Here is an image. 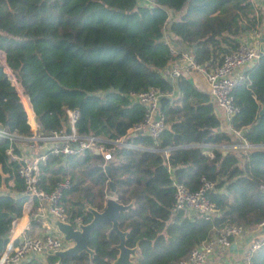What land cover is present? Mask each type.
Masks as SVG:
<instances>
[{
  "label": "trees",
  "instance_id": "1",
  "mask_svg": "<svg viewBox=\"0 0 264 264\" xmlns=\"http://www.w3.org/2000/svg\"><path fill=\"white\" fill-rule=\"evenodd\" d=\"M264 3V2H263ZM263 7L253 0H0V126L20 136L30 125L20 94L30 104L39 130H69L66 110H75L76 133L124 136L138 148H119L107 160L117 202L132 206L118 217L125 246H137L133 264H176L215 229L239 225L245 231L264 221V55L243 70L230 92L237 111L228 121L240 141L220 129L207 93L187 75L167 81L164 70L178 55L177 40L205 71L234 51L247 32H258ZM153 90L164 128L156 139L131 133L144 115L133 93ZM245 142L251 148L220 146ZM202 145H211L203 147ZM15 141L0 138V256L25 200ZM92 151L49 156L39 167L44 190L68 178L60 203L66 219L87 223L104 207L109 177ZM206 179L213 205L209 217L174 208L173 182L196 190ZM31 223H34L33 221ZM100 224L85 252L62 264H110L118 242ZM244 264H264V237ZM55 258L47 256L49 264ZM23 264H41L30 259Z\"/></svg>",
  "mask_w": 264,
  "mask_h": 264
},
{
  "label": "built area",
  "instance_id": "2",
  "mask_svg": "<svg viewBox=\"0 0 264 264\" xmlns=\"http://www.w3.org/2000/svg\"><path fill=\"white\" fill-rule=\"evenodd\" d=\"M144 4H152V0H138ZM258 32H253V42H241L239 46L223 56L220 63L215 67L205 71L197 65L189 52L177 51L173 43L166 40L172 54L178 55L177 66L166 68L164 73L170 80L185 74L186 71L201 73L207 86V94L212 103L218 107L225 118L229 121L231 116L237 111L231 101L230 92L244 78L243 70L251 66L259 56ZM23 108L28 121H33L30 126L29 136H20L14 132H8L0 126V138L15 141L22 149L19 155L11 154L7 150L10 158L19 164L17 173L23 182V194L25 200L22 204V213L31 215L40 225L45 226L43 219L44 211H48L60 221H67L64 209L60 203L63 192L70 186L68 178L57 181L50 190H44L38 183L39 167L45 164L49 156L66 155L82 150H89L102 157L104 163L111 159L112 154L119 148H138L125 140L124 136L117 138H105L102 136L76 133L74 122L76 119L75 110H66L69 130H58L44 133L38 129L34 121L28 99L20 94ZM131 99L144 107L145 115L142 121L133 126L131 133L141 132L147 134L152 139H156L164 128L163 115L158 111V96L155 91L148 90L130 95ZM30 125V124H29ZM238 138L240 134L234 132ZM209 147L211 145H202ZM252 146L243 142L220 148L240 149L245 151ZM174 188V208L185 209L190 213H195L209 217L214 209L208 201L206 192L212 188V183L206 179H201L199 187L190 191L185 185L173 182ZM14 223V221H13ZM12 223V225H13ZM11 225V226H12ZM11 228L8 234H11ZM246 231L239 225H226L215 229L213 233L199 245H197L186 259L178 261L176 264H212L209 256L217 248L228 247L230 242L236 237H240ZM66 245L56 232L47 231L43 235L30 236L25 232L17 236H7V243L0 256V264H22L26 257L43 255L48 250L62 249ZM256 243L250 245L245 253V259L250 252L256 248ZM215 264H233L230 262Z\"/></svg>",
  "mask_w": 264,
  "mask_h": 264
},
{
  "label": "water",
  "instance_id": "3",
  "mask_svg": "<svg viewBox=\"0 0 264 264\" xmlns=\"http://www.w3.org/2000/svg\"><path fill=\"white\" fill-rule=\"evenodd\" d=\"M175 46V45H174ZM258 51L259 55H264V33L258 37ZM0 60L3 62V53L0 52ZM166 80L170 81V78L166 76ZM263 108L260 113L263 112ZM226 151H222L224 154ZM97 155L96 153H94ZM104 172L109 177L108 165L104 163ZM109 192L113 194L114 186L109 177L108 180ZM132 206V203L123 205L116 201L114 197L107 196L105 198L104 207L101 210H95L89 206L85 207V211L91 215V219L87 223L76 221L71 224L68 221H60L54 215L45 211V222L60 235L61 240L65 243V247L62 249L48 250L43 255L31 256V259H35L41 264H49L46 261L47 256H52L56 260L52 264H62L66 258H73L81 252H85L91 260L93 252L89 249L88 243L91 239L92 232L102 223L109 224L107 233H114L118 237V242L112 247L116 250V255L110 264H133L136 258L137 246L127 247L125 246L126 231H121L118 228V217L121 213L127 211ZM255 235L264 234V221L260 223L255 231Z\"/></svg>",
  "mask_w": 264,
  "mask_h": 264
},
{
  "label": "crops",
  "instance_id": "4",
  "mask_svg": "<svg viewBox=\"0 0 264 264\" xmlns=\"http://www.w3.org/2000/svg\"><path fill=\"white\" fill-rule=\"evenodd\" d=\"M256 4L259 6L263 7L264 9V0H254ZM264 29V19L262 20L261 24L259 25L258 33L259 35L262 34V30ZM259 37V36H258ZM253 33L252 32H247L241 37V42H247V43H252L253 42ZM171 43H173L174 48L177 51H184V52H189L190 50L181 42L171 39ZM177 66V60L171 62L169 64L168 68H172ZM185 75H187L188 79L191 81V83L199 90L204 91L207 93V86L205 79L201 73H197L194 71H186ZM212 102V101H211ZM213 104V103H212ZM213 112L217 116L219 120V126L220 129L224 132H227L231 135L232 139H234L236 142L240 141V137L236 136L234 132H232L229 129L228 123L225 120L222 111L216 107L213 104ZM230 149V148H229ZM227 148H221L222 151H229ZM110 196V195H109ZM113 197V196H111ZM45 214V211H44ZM43 214V221L45 223V226L40 225L34 218L31 217L26 212H23L19 218H17L13 225L11 226V234L9 233L8 236H17L21 232H25L29 234L30 236H38V235H43L47 231H52L55 232L53 228H51L44 220L45 215ZM34 223H31V222ZM256 227L254 229L246 231L243 235L240 237H236L230 242V245L228 247H221L215 249V251L209 256L208 260L210 263L215 264V263H225V262H230L233 264H244L245 260V253L252 245L253 243L256 242V240L263 238L264 234L262 235H255ZM57 233V232H56ZM39 256V255H38ZM36 257V256H35ZM31 259L30 257H26L23 261V263L28 262ZM22 263V264H23Z\"/></svg>",
  "mask_w": 264,
  "mask_h": 264
},
{
  "label": "rangeland",
  "instance_id": "5",
  "mask_svg": "<svg viewBox=\"0 0 264 264\" xmlns=\"http://www.w3.org/2000/svg\"><path fill=\"white\" fill-rule=\"evenodd\" d=\"M253 1H254V0H253ZM262 33H264V29L262 30ZM0 59H1V58H0ZM29 124H30L31 127H33V121H32L31 119L29 120ZM109 195L112 196V194H111L110 192H107L106 197L109 196Z\"/></svg>",
  "mask_w": 264,
  "mask_h": 264
}]
</instances>
